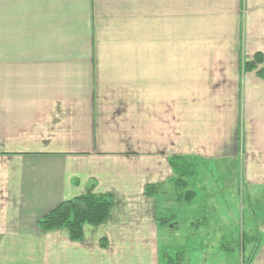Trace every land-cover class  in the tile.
Returning a JSON list of instances; mask_svg holds the SVG:
<instances>
[{
    "label": "crops",
    "instance_id": "obj_1",
    "mask_svg": "<svg viewBox=\"0 0 264 264\" xmlns=\"http://www.w3.org/2000/svg\"><path fill=\"white\" fill-rule=\"evenodd\" d=\"M175 157L264 189V0H0V264H166ZM83 195L113 207L82 242L38 227Z\"/></svg>",
    "mask_w": 264,
    "mask_h": 264
},
{
    "label": "rangeland",
    "instance_id": "obj_2",
    "mask_svg": "<svg viewBox=\"0 0 264 264\" xmlns=\"http://www.w3.org/2000/svg\"><path fill=\"white\" fill-rule=\"evenodd\" d=\"M207 79L214 76L196 70L195 80ZM193 163L198 176L186 178L190 188L178 190V195L184 196L195 186L197 196L186 204L175 193L162 195L161 216L171 221L160 230L159 254L177 258V264H252L260 247L255 235L260 236L259 225L264 222V189L247 185L241 174H235L234 166L224 172L218 171L216 163ZM243 235L254 239L245 251L240 241ZM105 245L101 249L106 250ZM226 252L234 254L236 262L235 258L229 261Z\"/></svg>",
    "mask_w": 264,
    "mask_h": 264
},
{
    "label": "trees",
    "instance_id": "obj_3",
    "mask_svg": "<svg viewBox=\"0 0 264 264\" xmlns=\"http://www.w3.org/2000/svg\"><path fill=\"white\" fill-rule=\"evenodd\" d=\"M263 62L262 55H256L255 59L244 63V71H254ZM260 73H262L260 71ZM171 167L176 175L175 183L178 190H184L188 186L186 178L197 177V166L190 164L188 160L175 157L170 161ZM157 186H147L145 195L153 197L158 191ZM197 196L193 190H189L182 196L178 195L180 202L190 203ZM113 207V196H94L83 195L76 199L66 201L58 205L52 211L47 213L38 222V227L44 232H51L57 230H65L68 232L71 241L82 242L84 240V228L86 226L98 227L103 225L111 216ZM170 219L165 217H158L157 222L160 226L166 227L170 225ZM169 224V225H168ZM172 228V227H171ZM259 239V235H255ZM253 238H248L247 235L241 237L242 250H246ZM106 245L102 243V247ZM259 250V247L257 251ZM224 251H228L224 249ZM179 256V255H178ZM177 256V257H178ZM166 264H177V258H172L168 254L163 255V260ZM164 260V261H165ZM253 261V259L251 260Z\"/></svg>",
    "mask_w": 264,
    "mask_h": 264
}]
</instances>
